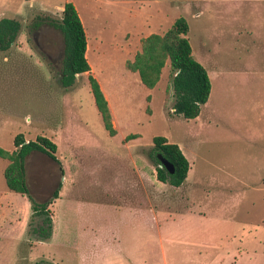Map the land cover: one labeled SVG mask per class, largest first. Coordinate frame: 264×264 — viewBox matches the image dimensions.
<instances>
[{"label":"rangeland","instance_id":"rangeland-1","mask_svg":"<svg viewBox=\"0 0 264 264\" xmlns=\"http://www.w3.org/2000/svg\"><path fill=\"white\" fill-rule=\"evenodd\" d=\"M132 5L111 15L109 6L94 2L97 19L83 16L94 48L91 74L116 122L112 118L116 133L110 136L88 74L61 84L62 35L38 23L44 16L58 19V7L0 0V18L21 23L16 41L0 51V146L15 149L17 133L26 140L47 136L57 144L64 172L42 153L27 161L31 192L38 202L52 200V235L41 241L32 228L42 216L33 215L26 195L8 190V160L0 157V264L40 258L57 264H264V3L178 0L172 7L169 16L189 23L195 54L207 55L201 64L211 91L194 119L172 112L169 62L153 88L126 68L135 52L127 53L126 45L137 44L127 38L120 44L121 33L136 32L143 18ZM159 25L151 18L150 31L167 29ZM154 136L178 144L188 159L186 181L178 187L156 178L148 155Z\"/></svg>","mask_w":264,"mask_h":264},{"label":"trees","instance_id":"trees-1","mask_svg":"<svg viewBox=\"0 0 264 264\" xmlns=\"http://www.w3.org/2000/svg\"><path fill=\"white\" fill-rule=\"evenodd\" d=\"M58 19L44 16L38 23H48L56 27L63 39V57L60 68L61 84L64 87L72 85L77 74L87 73L90 91L103 126L110 136L116 130L112 124V115L108 101L97 81L91 74L89 63L85 56L86 35L83 24L72 2H65ZM21 30L19 20L10 17L0 18V51L8 50L16 41ZM189 25L184 16L177 17L173 24L162 34L152 33L141 39V48L133 60L126 62V68L136 72L143 85L153 88L160 79L161 72L167 61L172 71L171 88L174 102L173 114L186 119L196 118L201 106L208 100L211 82L205 67L197 61L192 53V47L187 37ZM149 95L147 100H149ZM149 112V107L146 108ZM135 134L127 137L133 138ZM148 152L155 163L157 180L180 186L186 179L189 162L178 144L169 142L164 136H154ZM12 151L0 146V157L8 160L4 167L3 176L8 190L26 195L30 202L33 215H40L41 221L32 228L37 240H47L53 231V221L48 205L52 200L36 201L29 192L25 177L26 157L38 152L46 155L58 166L63 175V168L56 157L57 144L47 136L38 135L34 140H26L23 133H17L13 138ZM164 158L173 166L170 172L161 166L160 159ZM52 194V199L58 197L59 188ZM31 264H57L53 260L40 258Z\"/></svg>","mask_w":264,"mask_h":264},{"label":"crops","instance_id":"crops-1","mask_svg":"<svg viewBox=\"0 0 264 264\" xmlns=\"http://www.w3.org/2000/svg\"><path fill=\"white\" fill-rule=\"evenodd\" d=\"M36 1H38V0H31L32 3H35ZM54 1L55 0H41V4L43 6H57L59 13H61L65 2H72L73 5L75 6L77 13L80 17V20L83 24L85 35H86L85 56H86V59L89 63L90 71H92L94 69H93V67L89 61L88 56H89V53L94 48H92L93 46L90 45L88 42L87 31H86V27L84 24L85 21H84L83 16L88 13L89 17H90L89 18L90 21H93V19H97L96 15L93 14V3L94 2H96L97 5H99L101 3V4H106L107 6H109L110 7L109 13L111 15H114V12H117V10H119V9L121 10L122 8H124V6L128 7L129 5L133 4L134 6L137 7V10H134V11L143 16V18L139 20L138 29L136 30V32L131 31V30H123L121 33L123 38H122V42H120V44L121 43L123 44V42L126 40V38L129 40H135L137 46L136 45L133 46L131 44L126 45V52L130 53V52H132V49H133L135 51V52L133 51L134 55L141 48V39L153 33L150 31L151 30V28H150L151 18H156L158 23L160 24L159 26H162L164 24L165 26H167L166 28L168 29L173 24L174 20L177 17H179L176 15L169 16V14H171L172 7H175L177 5L178 0H56V2H54ZM193 1H195V0H191V2H193ZM201 1L204 3H213V4H218V5H224V4H228V5L239 4V5H241V4H245V3H248V4L264 3V0H201ZM152 7H154V10H152V11L146 10V9H150ZM126 11L129 13L131 12V10H129V9H127ZM127 15L130 17L129 14H127ZM188 25H189V23H188ZM165 31H163L162 33H164ZM116 33H118V31L114 32V36L116 35ZM162 33H159V34H162ZM188 33H189V30H188ZM188 33H187V35H188ZM116 46L119 48V46H120L119 43ZM191 47H192V53H193L194 58L205 66V61L207 60V58H206L207 55L205 54V52L200 50L198 52V55H197V54H195L193 46H191ZM167 63H168V61H167ZM210 68L215 69V67H210ZM207 73L209 75L208 71H207ZM93 76H94V74H93ZM220 77H221L220 74L217 72L216 78L219 79ZM209 78H210V76H209ZM97 81H98V79H97ZM210 82H211V79H210ZM98 83L100 85L99 81H98ZM100 87L102 89L101 85H100ZM102 91H103V89H102ZM103 93H104V95L108 101V105H109V108L111 111L113 122H114V124H116L114 117H113V109L110 105L108 96L106 95V93L104 91H103ZM143 179H144V177H143ZM185 181H186V179H185Z\"/></svg>","mask_w":264,"mask_h":264},{"label":"water","instance_id":"water-1","mask_svg":"<svg viewBox=\"0 0 264 264\" xmlns=\"http://www.w3.org/2000/svg\"><path fill=\"white\" fill-rule=\"evenodd\" d=\"M36 155L35 154V152H33V153H31V154H29L27 157H26V160H25V177H26V183H27V186H28V189H29V192H30V194L32 195V197L36 200V201H38L37 199H36V197L33 195V193L31 192L32 190V188H31V186L29 185V183H28V170H27V161H28V159L30 160V158H32V156H34V155ZM160 162H161V166H164L165 168H167L170 172H173V166H172V164L171 163H169L166 159H164V158H161L160 159ZM55 191V190H54ZM34 192H35V190H34ZM53 194V193H52Z\"/></svg>","mask_w":264,"mask_h":264}]
</instances>
